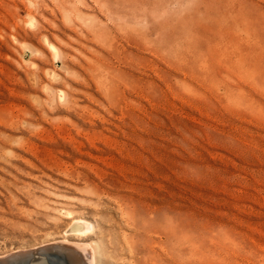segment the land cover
<instances>
[{"label": "rangeland", "instance_id": "374dc122", "mask_svg": "<svg viewBox=\"0 0 264 264\" xmlns=\"http://www.w3.org/2000/svg\"><path fill=\"white\" fill-rule=\"evenodd\" d=\"M118 1L0 0V254L264 264V0ZM119 21L103 107L72 48Z\"/></svg>", "mask_w": 264, "mask_h": 264}, {"label": "bare ground", "instance_id": "6f19581e", "mask_svg": "<svg viewBox=\"0 0 264 264\" xmlns=\"http://www.w3.org/2000/svg\"><path fill=\"white\" fill-rule=\"evenodd\" d=\"M103 1L108 3L110 9L116 15V18L119 19V8L117 6H114L113 3H117L120 5L121 2L118 0ZM113 32H115L116 35H112ZM91 35L86 33L77 35V43L80 45V47L77 49H73L70 46L69 48H72L73 52L78 55V57H86L84 56L86 55V52L90 54V56L87 57L88 62L78 63V65L81 66L82 70L88 75V78H86L85 80H89L96 84L99 88H101V90L103 91V97L107 102L105 103L104 100H99V103L103 107H106L107 105L115 106V85L113 84V80H111L110 78H106L104 80L103 74L106 73L107 75L108 70L115 67L111 59H115L116 57L119 58L121 54H127L124 50H121L122 46H120V43H123V40H126V49H128L129 47L135 49L137 47V37L134 32L124 27V24H122L120 21L113 24L108 23V26L103 28V33H101L100 29L97 26V28L93 30ZM93 41L97 47H94V49H90L87 43H92ZM132 44H134L135 46ZM49 45L56 48L53 42H49ZM62 53L60 54L57 50L55 51L54 55L56 59L61 60L62 62H66L69 57L68 55L65 56L64 53ZM134 62V59H130V63ZM91 226L93 225H91L87 220L78 218L74 221L75 228L72 230L74 232H83L85 230H88ZM58 248H62L65 253L70 255L68 259L70 260L71 257L70 262H73L72 264H95V252L93 251L89 243H85L83 241H71L67 238L62 240H53L51 242L33 246L30 248H18L8 254H0V264H22L25 261H33L35 262V264H43L46 262V257H53V251ZM42 254H44L43 257ZM68 259L61 258L60 263L70 264Z\"/></svg>", "mask_w": 264, "mask_h": 264}, {"label": "water", "instance_id": "95a60500", "mask_svg": "<svg viewBox=\"0 0 264 264\" xmlns=\"http://www.w3.org/2000/svg\"><path fill=\"white\" fill-rule=\"evenodd\" d=\"M56 254L53 257H47L46 262L43 264H61L59 259H56ZM22 264H35L33 261H25Z\"/></svg>", "mask_w": 264, "mask_h": 264}]
</instances>
